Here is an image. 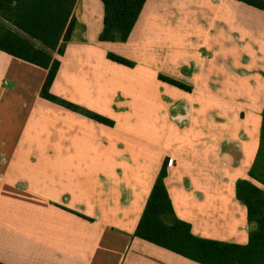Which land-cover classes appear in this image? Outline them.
<instances>
[{
  "label": "crops",
  "instance_id": "1",
  "mask_svg": "<svg viewBox=\"0 0 264 264\" xmlns=\"http://www.w3.org/2000/svg\"><path fill=\"white\" fill-rule=\"evenodd\" d=\"M75 16L64 55L52 53L61 65L51 93L113 125L43 99L48 71L0 51V264H201L136 236L166 160L175 218L197 238L247 245L257 224L237 182L264 190L250 177L264 11L147 0L126 42L100 40L101 0H78Z\"/></svg>",
  "mask_w": 264,
  "mask_h": 264
},
{
  "label": "trees",
  "instance_id": "2",
  "mask_svg": "<svg viewBox=\"0 0 264 264\" xmlns=\"http://www.w3.org/2000/svg\"><path fill=\"white\" fill-rule=\"evenodd\" d=\"M78 0H0V18L17 32L0 24V51L37 65L48 71L41 97L98 122L113 123L97 114L87 112L51 93L63 56L76 24L75 7ZM105 8L102 42H126L135 27L147 0H101ZM264 11V0H238ZM29 39V40H28ZM37 41L45 49L37 48ZM119 64L133 67L124 58L109 55ZM161 80L191 91V88L161 76ZM166 160L154 184L147 206L137 228L136 236L164 249L201 264H264V190L248 180L237 182V197L248 210V220L256 223L249 243L245 246L195 237L188 223L175 218L165 178ZM250 177L264 186V111L262 114L261 145Z\"/></svg>",
  "mask_w": 264,
  "mask_h": 264
},
{
  "label": "rangeland",
  "instance_id": "3",
  "mask_svg": "<svg viewBox=\"0 0 264 264\" xmlns=\"http://www.w3.org/2000/svg\"><path fill=\"white\" fill-rule=\"evenodd\" d=\"M76 113V112H75ZM86 116V115H85ZM89 118V117H88ZM91 119V118H90ZM94 120V119H93ZM96 121V120H95ZM98 122V121H97ZM101 123V122H100ZM102 124H104V123H102ZM113 125V124H112ZM111 126V125H110Z\"/></svg>",
  "mask_w": 264,
  "mask_h": 264
}]
</instances>
